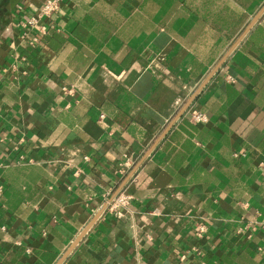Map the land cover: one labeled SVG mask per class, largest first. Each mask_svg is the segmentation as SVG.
I'll return each instance as SVG.
<instances>
[{
    "label": "crops",
    "instance_id": "obj_1",
    "mask_svg": "<svg viewBox=\"0 0 264 264\" xmlns=\"http://www.w3.org/2000/svg\"><path fill=\"white\" fill-rule=\"evenodd\" d=\"M44 1L0 9V264H57L124 190L63 264H264V0H63L31 44Z\"/></svg>",
    "mask_w": 264,
    "mask_h": 264
},
{
    "label": "built area",
    "instance_id": "obj_2",
    "mask_svg": "<svg viewBox=\"0 0 264 264\" xmlns=\"http://www.w3.org/2000/svg\"><path fill=\"white\" fill-rule=\"evenodd\" d=\"M62 1L63 0H45L35 14L26 16L20 22L22 33L31 44H36L39 40V36L47 33L48 29L51 27L48 21L61 9ZM227 79L232 80L233 77L227 76ZM64 91L68 90L64 88ZM189 119L194 124H206L210 120L206 112L196 107H192L189 110ZM260 167L264 172V163H261ZM3 191L4 187L0 185V196L3 194ZM132 199L133 196L124 190L108 201L107 208L120 216L122 214L121 210L129 206ZM246 228L247 227L244 226L240 228L239 231L244 233ZM205 231L206 225L201 223L198 229V236L202 237Z\"/></svg>",
    "mask_w": 264,
    "mask_h": 264
},
{
    "label": "water",
    "instance_id": "obj_3",
    "mask_svg": "<svg viewBox=\"0 0 264 264\" xmlns=\"http://www.w3.org/2000/svg\"><path fill=\"white\" fill-rule=\"evenodd\" d=\"M19 0H11V4L12 7H15L16 4L18 3ZM264 13V8L261 10V12L255 17V19L253 20V22L250 24V26L248 27V29L256 23V21L260 18V16ZM221 65L218 66V68H216V70L214 71V73L219 69ZM210 80V77L207 78L203 84L199 87V89L195 92V94L190 98V100L187 102V104L183 107V109L181 110L179 116H181L184 112H186L189 107L191 106V104L193 103V101L195 100V98L197 97V95L201 92V90L206 86V84L208 83V81ZM118 194V193H117ZM117 194H115L112 198H114L115 196H117ZM107 208V206L104 208V210ZM102 210V212L104 211ZM101 212V213H102ZM101 213H99L96 218L93 220V222L87 226V228L84 230V232L81 234V236L76 240V242H74V244H72V246L66 251V253L62 256V258L57 262V264H63V262L65 261V259L69 256V254L74 250V248L78 245V243L81 241V239L85 236V234L90 230V228L94 225V223L97 221V219L100 217Z\"/></svg>",
    "mask_w": 264,
    "mask_h": 264
},
{
    "label": "trees",
    "instance_id": "obj_4",
    "mask_svg": "<svg viewBox=\"0 0 264 264\" xmlns=\"http://www.w3.org/2000/svg\"><path fill=\"white\" fill-rule=\"evenodd\" d=\"M5 3H6V0H0V4H3V6L0 9H2V8L6 9Z\"/></svg>",
    "mask_w": 264,
    "mask_h": 264
},
{
    "label": "rangeland",
    "instance_id": "obj_5",
    "mask_svg": "<svg viewBox=\"0 0 264 264\" xmlns=\"http://www.w3.org/2000/svg\"><path fill=\"white\" fill-rule=\"evenodd\" d=\"M3 6V4H0V8Z\"/></svg>",
    "mask_w": 264,
    "mask_h": 264
}]
</instances>
